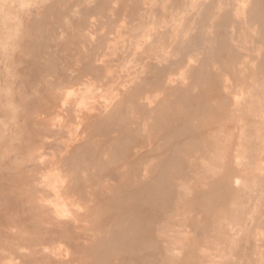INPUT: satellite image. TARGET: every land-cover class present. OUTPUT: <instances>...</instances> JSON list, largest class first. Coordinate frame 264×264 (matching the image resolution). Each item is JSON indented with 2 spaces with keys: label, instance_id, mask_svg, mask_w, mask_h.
<instances>
[{
  "label": "rangeland",
  "instance_id": "rangeland-1",
  "mask_svg": "<svg viewBox=\"0 0 264 264\" xmlns=\"http://www.w3.org/2000/svg\"><path fill=\"white\" fill-rule=\"evenodd\" d=\"M0 264H264V0H0Z\"/></svg>",
  "mask_w": 264,
  "mask_h": 264
}]
</instances>
